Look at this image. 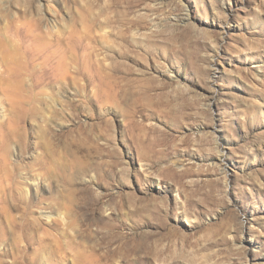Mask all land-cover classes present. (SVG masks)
<instances>
[{"label": "rangeland", "instance_id": "obj_1", "mask_svg": "<svg viewBox=\"0 0 264 264\" xmlns=\"http://www.w3.org/2000/svg\"><path fill=\"white\" fill-rule=\"evenodd\" d=\"M0 264H264V0H0Z\"/></svg>", "mask_w": 264, "mask_h": 264}, {"label": "bare ground", "instance_id": "obj_2", "mask_svg": "<svg viewBox=\"0 0 264 264\" xmlns=\"http://www.w3.org/2000/svg\"><path fill=\"white\" fill-rule=\"evenodd\" d=\"M33 187H34V190L37 191V189H38V187H39V183H34V184H33ZM48 217H50V216H48Z\"/></svg>", "mask_w": 264, "mask_h": 264}]
</instances>
